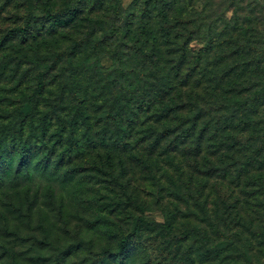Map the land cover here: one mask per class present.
I'll list each match as a JSON object with an SVG mask.
<instances>
[{
    "label": "trees",
    "instance_id": "obj_1",
    "mask_svg": "<svg viewBox=\"0 0 264 264\" xmlns=\"http://www.w3.org/2000/svg\"><path fill=\"white\" fill-rule=\"evenodd\" d=\"M30 3L0 0V136L19 159L0 167V264L83 248L51 186L60 224L29 225L26 183L51 178L100 237L80 264H264V0Z\"/></svg>",
    "mask_w": 264,
    "mask_h": 264
},
{
    "label": "rangeland",
    "instance_id": "obj_2",
    "mask_svg": "<svg viewBox=\"0 0 264 264\" xmlns=\"http://www.w3.org/2000/svg\"><path fill=\"white\" fill-rule=\"evenodd\" d=\"M132 0H119L120 5L122 10H125L127 8V6L130 4ZM59 3V2H58ZM57 3V4H58ZM32 6L34 5V0H31L30 3ZM42 11V8L39 10L36 9L35 10V14L37 16H40V12ZM124 12V11H123ZM104 64H109L110 62L108 60H103ZM10 97L14 98L13 95H9ZM4 96L0 95V100L3 98ZM6 144H9L10 146H13L14 144V139L12 138V136L10 137H3L0 136V152L4 153V158L0 159V167L3 168V159H9L10 162H12L13 166L15 167L17 165V163L19 162L18 156H17V152L16 151H12L11 153L5 150V146ZM53 177V176H50ZM52 180H49L50 182H40V181H36V183L33 184H28V182L26 183V185L30 186V190H31V196H33L35 193L33 192L35 188H37L39 197H37L36 203L33 205L32 209V218L29 221V225H31V228L33 229V231L36 232H41L44 231V227L45 225H49V223L51 224L53 221L56 224H60L59 219L57 218V216L55 215V208L48 207V205L46 204V202L48 201L49 198H51V196H49V190H47L48 186H51L53 188L54 191V207L59 206L61 208V210L66 213H72L74 214L73 216H68V221L71 222V239H73L72 241L76 240L77 238H83L85 240V244L83 246V248L79 251H77V254H74L71 256V259L68 260L70 262H73V264H80V260H85V259H89L90 257V252L94 255L96 250L92 249L90 252L87 251L88 250V246H89V241L90 240H95L98 241L100 239L99 235H97L96 233H94L93 231H87L84 233H79L78 231H76L78 229L77 224L80 222V214H83V209H80V190L78 192L75 193V191H69L68 187L66 185V183L63 180L57 181L54 178H51ZM36 184H38V187L36 186ZM23 184H21L22 186ZM67 191H69L67 193ZM12 194L15 197V192L11 191ZM45 195V196H44ZM32 198V197H31ZM3 199L0 197V202ZM166 203H168L165 200ZM61 204V205H60ZM28 210V205L26 204V202H24V211ZM148 213L151 215V217L155 220H157L158 222H163L165 219L164 216V212L162 210V208H155L154 211L149 212ZM9 214V218L8 221H10V223L15 226L16 229H21V227H25V222H26V218L23 216L22 213L20 212H16V216L19 217L18 220H16L13 216H12V212L8 213ZM76 217H78L79 222L77 220H75L76 222H74V219H76ZM4 218L0 217V226L1 224H3ZM28 226V225H27ZM51 228L53 231H55L57 228H55L54 225H51ZM78 235V236H77ZM69 236V235H68ZM65 237V238H69V237ZM110 246H112V249L114 247L113 244H110Z\"/></svg>",
    "mask_w": 264,
    "mask_h": 264
}]
</instances>
